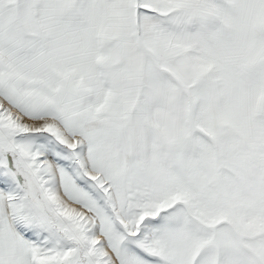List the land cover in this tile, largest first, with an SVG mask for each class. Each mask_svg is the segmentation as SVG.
<instances>
[{
  "label": "snow or ice",
  "instance_id": "1",
  "mask_svg": "<svg viewBox=\"0 0 264 264\" xmlns=\"http://www.w3.org/2000/svg\"><path fill=\"white\" fill-rule=\"evenodd\" d=\"M0 264H264V0H0Z\"/></svg>",
  "mask_w": 264,
  "mask_h": 264
}]
</instances>
